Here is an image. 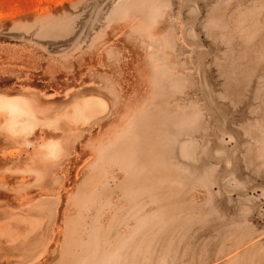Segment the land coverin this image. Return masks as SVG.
<instances>
[{
  "label": "rangeland",
  "instance_id": "1",
  "mask_svg": "<svg viewBox=\"0 0 264 264\" xmlns=\"http://www.w3.org/2000/svg\"><path fill=\"white\" fill-rule=\"evenodd\" d=\"M0 264H264V0H0Z\"/></svg>",
  "mask_w": 264,
  "mask_h": 264
},
{
  "label": "bare ground",
  "instance_id": "2",
  "mask_svg": "<svg viewBox=\"0 0 264 264\" xmlns=\"http://www.w3.org/2000/svg\"><path fill=\"white\" fill-rule=\"evenodd\" d=\"M0 110H6L11 115L12 127L27 126L32 118L28 102L21 97H2L0 95Z\"/></svg>",
  "mask_w": 264,
  "mask_h": 264
}]
</instances>
